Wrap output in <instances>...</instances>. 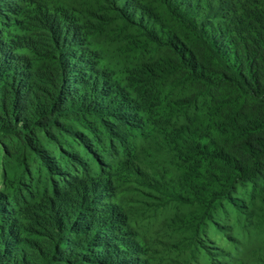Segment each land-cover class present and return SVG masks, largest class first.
I'll list each match as a JSON object with an SVG mask.
<instances>
[{
  "label": "trees",
  "instance_id": "1",
  "mask_svg": "<svg viewBox=\"0 0 264 264\" xmlns=\"http://www.w3.org/2000/svg\"><path fill=\"white\" fill-rule=\"evenodd\" d=\"M98 1L100 30L128 59L127 87L76 25L56 22L21 48L0 39L2 183L19 190L45 170L55 192L56 171L94 173L91 159L121 148L146 156L130 174L180 208L176 226L193 244L226 226L264 237V0ZM90 184L29 224L0 190V264L117 263L103 232L114 212L95 196L108 185Z\"/></svg>",
  "mask_w": 264,
  "mask_h": 264
},
{
  "label": "rangeland",
  "instance_id": "2",
  "mask_svg": "<svg viewBox=\"0 0 264 264\" xmlns=\"http://www.w3.org/2000/svg\"><path fill=\"white\" fill-rule=\"evenodd\" d=\"M0 5L4 9L0 13V39L7 44L13 43L21 48V43L32 39L37 32L50 34V27L56 22L62 25V30H65V22L76 25L89 46L100 53L99 64L110 72L114 81L127 87L128 59L125 60L122 49L107 42L109 31L100 30L98 21L105 17L98 0H0ZM108 22L114 25L116 20L110 17ZM85 26L94 32L87 35L90 29H84ZM125 92L131 97L130 88ZM137 117L140 126V123L149 126L146 113H138ZM150 119L153 121L152 117ZM111 154L108 162L101 160L100 156L91 159L94 173H84L81 166L74 169L68 165L56 171L53 178L55 192L46 179L45 170L35 174L33 180L21 184L19 190L14 188L18 187L16 183L5 186L0 178V190L15 196L8 206L21 213L22 221L29 224L33 220L28 215L35 214L40 207L55 203L67 208L74 197L73 190H85L89 181L92 184L87 190H92L98 183H107L108 189L103 188L100 192L99 188L95 196L100 199L98 203L113 209L115 228L112 232H103L111 244L109 250L116 251L123 264H259L257 257L262 254L264 246L262 235L245 236L243 232L226 226L223 231L210 230L203 240L193 244L189 235L176 226L175 214L180 208L173 202L164 205L157 193L137 182L142 181L141 178L130 174L132 167L147 163L146 156L140 153L130 156L121 148L113 149ZM90 174L94 177H89ZM90 203L91 212L96 211L97 204ZM119 261L114 264H122Z\"/></svg>",
  "mask_w": 264,
  "mask_h": 264
}]
</instances>
